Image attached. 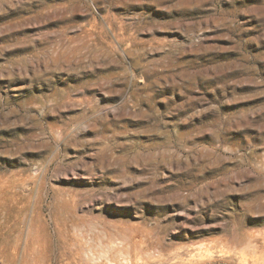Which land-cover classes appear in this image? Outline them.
<instances>
[{"label": "rangeland", "instance_id": "1", "mask_svg": "<svg viewBox=\"0 0 264 264\" xmlns=\"http://www.w3.org/2000/svg\"><path fill=\"white\" fill-rule=\"evenodd\" d=\"M0 264H264V0H0Z\"/></svg>", "mask_w": 264, "mask_h": 264}]
</instances>
